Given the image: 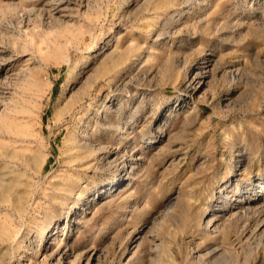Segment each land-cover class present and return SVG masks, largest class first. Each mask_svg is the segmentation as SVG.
<instances>
[{"label":"rangeland","instance_id":"1","mask_svg":"<svg viewBox=\"0 0 264 264\" xmlns=\"http://www.w3.org/2000/svg\"><path fill=\"white\" fill-rule=\"evenodd\" d=\"M4 165L0 264H264V0H0Z\"/></svg>","mask_w":264,"mask_h":264},{"label":"bare ground","instance_id":"2","mask_svg":"<svg viewBox=\"0 0 264 264\" xmlns=\"http://www.w3.org/2000/svg\"><path fill=\"white\" fill-rule=\"evenodd\" d=\"M186 1V0H185ZM121 87V86H120ZM60 111V109H58ZM106 118V117H105ZM107 120V118H106ZM104 126H108V127H115L114 123H112L111 121H104L102 123ZM73 146V147H72ZM70 150L72 151V156L75 160L83 163H87V161H90V158L92 157V153L93 151H95L94 149V145L91 141H85L84 143L81 142L80 139L74 138L73 140H71V144H70ZM89 152H86V151ZM6 155H8L7 153H4ZM27 160H32L33 162H38V156H33V157H28L26 156ZM128 164V163H127ZM14 172V168L10 165H4L3 170L0 171V195L2 200H6L8 199L7 197L13 192L11 191V185L8 181V178L10 176L13 175ZM264 178V177H262ZM15 194V193H14ZM13 194V195H14ZM15 207L19 210L23 208L24 205V196L22 194L19 195H15ZM245 209H250V206L244 207ZM240 210V209H239ZM244 210V209H243ZM238 211V210H237ZM241 212V211H240ZM252 212V211H251ZM235 213V212H234ZM263 213V212H262ZM239 214V213H238ZM247 214V213H246ZM216 216H220V220H223L225 218V216L223 214H217ZM264 219V218H263ZM209 221V220H208ZM211 223V222H210ZM209 224V223H208ZM264 224V223H263ZM218 226H215V228ZM163 243V242H162ZM170 245V244H169ZM168 244H164V245H156L158 252H160V250L164 251L168 256H169V247ZM152 250V249H151ZM218 250V249H217ZM216 249L212 250V253H214V251H217ZM162 253V252H161ZM210 253V254H212ZM21 254V253H20ZM218 254V253H215ZM160 256V255H159ZM20 257V256H19ZM158 257V256H157ZM18 259V258H17ZM157 259V258H156ZM167 259V258H166ZM49 262V261H48ZM28 264V263H27ZM30 264V263H29ZM56 264V263H55Z\"/></svg>","mask_w":264,"mask_h":264}]
</instances>
